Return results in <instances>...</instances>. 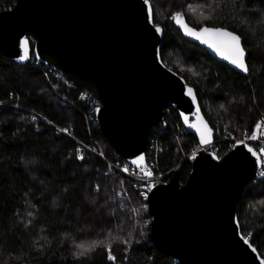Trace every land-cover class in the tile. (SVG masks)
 <instances>
[{"label": "trees", "instance_id": "1", "mask_svg": "<svg viewBox=\"0 0 264 264\" xmlns=\"http://www.w3.org/2000/svg\"><path fill=\"white\" fill-rule=\"evenodd\" d=\"M149 1L154 22L163 28L161 59L194 87L213 130L239 136L264 122V0ZM14 4L0 0V11ZM182 16L193 27L238 34L249 74L185 39L174 23ZM32 60L20 65L0 53V264H179L151 241L142 182L118 171L110 175L102 159L78 152L77 140L87 141L91 133L87 105L77 100L79 88L67 89L46 69L48 80L45 65ZM58 93L71 103L62 105ZM169 109L165 128L149 132L159 146L154 172L178 169L185 182L191 170L187 156L200 145L187 131L174 139L181 120ZM91 134L112 158L115 150L102 129ZM215 141L210 149L221 157L230 142L222 136ZM154 155L151 151L148 160ZM236 208L244 237L264 259V176L247 183ZM80 244L94 247L77 256Z\"/></svg>", "mask_w": 264, "mask_h": 264}, {"label": "water", "instance_id": "2", "mask_svg": "<svg viewBox=\"0 0 264 264\" xmlns=\"http://www.w3.org/2000/svg\"><path fill=\"white\" fill-rule=\"evenodd\" d=\"M153 14L149 0H15L12 8L0 11V53L20 65L35 58L89 92L99 102L96 118L105 138L133 167L146 164L149 132L165 118V107L173 108L200 146L187 156L191 170L185 182L175 169L149 189L153 245L179 264H264L244 237L236 208L262 159L242 141L221 157L206 148L214 141L213 128L194 87L162 61L163 28ZM178 19L174 23L185 39L249 74L245 49L247 71H242L225 59L227 37L210 32L197 39L187 31L207 27L238 34Z\"/></svg>", "mask_w": 264, "mask_h": 264}, {"label": "built area", "instance_id": "3", "mask_svg": "<svg viewBox=\"0 0 264 264\" xmlns=\"http://www.w3.org/2000/svg\"><path fill=\"white\" fill-rule=\"evenodd\" d=\"M32 61H34V60H32ZM38 62L39 61H37V60L35 61V63H38ZM46 69L49 72H52L53 77H55L58 81H60L61 84H63L67 89L76 88L74 83H71L63 74L59 73L58 71H56L52 68L50 69V67L45 65V67L43 68V71H44L46 78L48 80L50 79V75H49L48 71L46 72ZM58 95H59L60 102L62 105H64L67 102L71 103L67 97H65L59 93H58ZM77 100L85 102L87 105V110L85 111L84 116L87 119V121L89 122V127H88L89 131L92 133L93 130L101 129L99 122L96 118V109L99 106V102L93 96H91V94L89 92H85V91L81 90L80 88H79V91L77 94ZM15 107L19 108L20 106L15 105ZM169 107L170 106L165 107V109H164L165 118L159 124L152 127L151 130H154L157 128H160V129L165 128V126L167 125V115L170 112ZM177 115H178V113H177ZM41 119L44 120L43 117H41ZM257 124L260 125L259 128L256 127ZM57 129L60 132L65 133L66 136L67 135L71 136L70 130H68L66 128H60V127H57ZM213 131H214V141L208 147L213 148L214 144L216 143V141H215L216 137H220V136H222V138L227 139V141L230 142V146L236 141H242V142L248 143L252 148H254L258 152V154L260 155V157L262 159V166L260 168L256 169L257 172H256L254 178L252 179V181H255V180L262 178L264 176V122L262 120H258L254 124V126L252 127L251 130H245L239 136L235 135L231 132H227V134L221 133V131L218 128L216 130H213ZM185 132H186V129H185L184 125L182 124V122L177 123L175 126V129H174V132H173L174 139L178 140L180 134L185 133ZM91 133H89L90 137L87 141L77 140L78 152L83 153L84 151H87V152L99 157L100 159H102L104 162H106L107 173L110 175H113V173L115 171H118L119 173H121V175L123 174L129 178L141 181L142 185H141V188L139 189V194L145 201H146V197L148 195L149 189H151V187L156 182L162 180L163 176L169 177L170 174L172 173V171H168L164 174H156L154 172L153 164L156 161L155 156L157 154V150H158L159 146L157 145L156 142H154V139L152 137L150 139V137L148 136V144H147L148 148H146V159H147L146 164L142 167H133L129 163V161L124 159L117 152H115L113 154L112 158L106 157L104 154V150H103L101 143ZM253 137H255V139H253ZM151 151L154 152L155 155H154V158H150L148 160V154H150ZM148 161H149V164H148ZM146 173H151V175L150 176L146 175ZM131 208H132V211L135 215L136 212H135L134 207L131 206Z\"/></svg>", "mask_w": 264, "mask_h": 264}, {"label": "snow or ice", "instance_id": "4", "mask_svg": "<svg viewBox=\"0 0 264 264\" xmlns=\"http://www.w3.org/2000/svg\"><path fill=\"white\" fill-rule=\"evenodd\" d=\"M177 22L179 23L178 18H177ZM184 27H187V25L185 24ZM156 31L160 32L161 29L157 28ZM210 32H215L216 35H218V36H223V37L228 38V40L226 42H223L226 44V46L229 50V56L225 57V59H229L233 65H235L237 68L241 69L242 71H247V66L245 64L246 52L242 46V41H241V38L239 36H237L231 32L223 31L220 29H209L207 27L201 28L200 33H195L193 30L189 29L187 31V35L195 36L197 39H199L201 34H206V33H210ZM202 42L207 44L208 40H203ZM210 46H214V47H216L217 51H220L219 44H214V45H210ZM221 54L223 55V53H221ZM20 59L23 60V59H25V57L21 56ZM187 92L189 95H193L192 88H188ZM193 99H195L194 95H193ZM256 127L259 128L260 125L257 124ZM253 139H255V137H253ZM203 142L208 143L207 140H204ZM133 163H135V161H133ZM146 175L150 176L151 173H146ZM245 243L249 244L250 242L247 239H245ZM77 247L80 249V251L77 252L76 255L77 256H83L87 252L91 251L93 249L94 245L85 246L84 244H80V245H77ZM108 258L114 259V257L111 256L110 251H109V257Z\"/></svg>", "mask_w": 264, "mask_h": 264}, {"label": "rangeland", "instance_id": "5", "mask_svg": "<svg viewBox=\"0 0 264 264\" xmlns=\"http://www.w3.org/2000/svg\"><path fill=\"white\" fill-rule=\"evenodd\" d=\"M206 148L209 149V150H211L210 147H208V146Z\"/></svg>", "mask_w": 264, "mask_h": 264}]
</instances>
